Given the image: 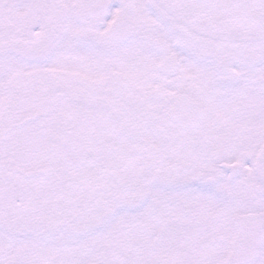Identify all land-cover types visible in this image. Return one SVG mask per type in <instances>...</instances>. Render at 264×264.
Returning a JSON list of instances; mask_svg holds the SVG:
<instances>
[{
  "label": "snow or ice",
  "instance_id": "obj_1",
  "mask_svg": "<svg viewBox=\"0 0 264 264\" xmlns=\"http://www.w3.org/2000/svg\"><path fill=\"white\" fill-rule=\"evenodd\" d=\"M0 264H264V0H0Z\"/></svg>",
  "mask_w": 264,
  "mask_h": 264
}]
</instances>
